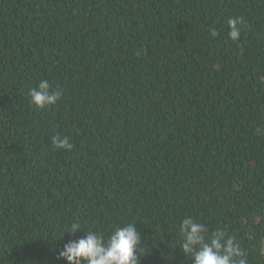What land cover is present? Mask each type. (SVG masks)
<instances>
[{
  "label": "trees",
  "instance_id": "trees-1",
  "mask_svg": "<svg viewBox=\"0 0 264 264\" xmlns=\"http://www.w3.org/2000/svg\"><path fill=\"white\" fill-rule=\"evenodd\" d=\"M189 215L264 264V0H0V264L128 222L141 264H192Z\"/></svg>",
  "mask_w": 264,
  "mask_h": 264
},
{
  "label": "clouds",
  "instance_id": "clouds-1",
  "mask_svg": "<svg viewBox=\"0 0 264 264\" xmlns=\"http://www.w3.org/2000/svg\"><path fill=\"white\" fill-rule=\"evenodd\" d=\"M228 36L232 41L240 39L242 21L229 19ZM211 35H217L216 29H211ZM30 103L38 108L55 104L61 98L60 91H52L47 80H42L37 87L29 90ZM52 143L57 149L71 150L73 145L67 137L54 136ZM137 222H128L116 227L107 236L97 231H85L81 238L64 244L59 256L67 264H141L137 253H144L141 248V234L136 227ZM178 242L181 251L190 257L192 264H247L245 251L236 241L235 236L221 228L213 231L209 227L189 215L178 225ZM82 230L78 223L66 226L65 234L75 235Z\"/></svg>",
  "mask_w": 264,
  "mask_h": 264
}]
</instances>
